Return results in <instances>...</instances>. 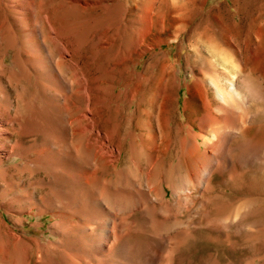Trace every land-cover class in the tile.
Masks as SVG:
<instances>
[{
  "label": "rangeland",
  "instance_id": "1",
  "mask_svg": "<svg viewBox=\"0 0 264 264\" xmlns=\"http://www.w3.org/2000/svg\"><path fill=\"white\" fill-rule=\"evenodd\" d=\"M201 32L240 48L259 98L246 99L245 122L226 151L216 152L205 187L189 186L186 199L168 190L179 210L167 202L157 211L160 200L146 207L140 188L156 189L147 182L154 173L164 184L173 181L178 126L186 131L195 117L188 99L198 90V67L191 55ZM158 74L180 88L171 143L167 153L155 151L152 168L140 148L148 133L144 110L152 111L160 135L154 91L139 110L137 103ZM0 131V264H64L67 246L86 244L60 224L80 215L67 199L68 182L79 176L86 205L123 191L132 197L124 213H102L131 219L124 233L135 258L167 215L180 224L172 264H264V0H0ZM108 144L121 149L115 165L103 154ZM169 252L164 244L155 264H165Z\"/></svg>",
  "mask_w": 264,
  "mask_h": 264
},
{
  "label": "bare ground",
  "instance_id": "2",
  "mask_svg": "<svg viewBox=\"0 0 264 264\" xmlns=\"http://www.w3.org/2000/svg\"><path fill=\"white\" fill-rule=\"evenodd\" d=\"M182 5L184 4H181V6L179 5L178 10L182 8ZM204 28L206 29V27ZM215 32H217L216 29ZM202 33L204 32H201V36L197 38V41L194 44L195 46L193 49V54L191 55L193 63H195V65L198 67L197 76L195 77V82L197 83L196 85L198 86V90L194 95H192L191 99H188L189 103L190 100L192 101V109L190 107L185 109V111L191 109V114L195 115V117L194 119L189 121L191 125H189L190 127L186 131H184L185 133L183 132V129L184 127H187V125L179 124L178 126V132L180 133V136L178 134V151L180 152V159L175 166L172 164L174 166L172 174L173 181L172 183L169 181L164 184L163 182H160L158 174L154 173L153 175H149V178H151L150 176L152 175L153 179H148L147 182L150 184L156 183V189H152L153 186H150L149 184H146L144 187L140 188L139 201L144 202V205H146V207L152 204L153 201L158 202L160 200V203H158L156 207L157 211L159 209L166 210L168 206L167 204L171 203L169 200L170 198L168 199L167 195L168 190H170L171 194L175 196V199H178L182 195L183 198H185L184 195L189 190V186L200 187L201 185H203L205 187V185L208 183H206L207 178L215 163L217 162L216 152L220 151L218 150L220 148L221 150L225 148L229 136L232 135L233 132L240 131L245 122L243 117V106L246 103V99L251 98L253 100H256L257 98H259L257 89L254 88L256 87L253 83L254 80L252 81L253 78L250 75V71L252 69H249V73H245L247 61L244 59L243 52L240 50V48L238 46L230 44L226 40L222 39V41H220L219 39L215 38L212 33ZM54 39L58 42L57 38ZM58 43L61 51H63L64 53L68 52L67 48L63 44H61L60 42ZM159 44L160 43H157V45ZM245 47H247V45ZM165 68L166 66H163L161 69L165 70ZM164 73L165 72H163V74ZM158 75L159 76L155 77L153 81L152 77V79L150 80L152 81L150 82L151 86H148V89L142 92L139 103H137L139 110L146 95L152 90L154 91V106L157 110V115L153 119H156L155 125L157 126L160 135L157 134L158 132L155 133L156 131L153 126V120L151 119L152 111L150 112L144 110L143 116L146 117L144 124L147 127L148 133L145 134V137L142 136L144 138V143H141V153L139 152L141 155H146L147 160L152 168L155 167L153 166V163V165L151 164L153 158H155L156 161L158 160L157 158H160L159 156H157L158 154L155 155V151L163 150L165 151V153H167L166 151H168L167 149L169 148V145L171 143L169 133V130L172 127L170 122V114L173 109L177 107L175 105L179 101L177 97V91L180 88L179 86H175L174 88H172L174 84L169 82V80L171 79L167 80L166 78L167 81H165L163 79L165 76L163 77L161 74ZM174 78L176 79V77ZM77 82L79 83V86H81V88H84V96L89 98L86 87L84 85L85 79L79 78ZM166 84H169L172 89L169 90V86V89H167ZM87 100L89 101V99ZM200 109L203 111V113L201 116H197ZM196 126L198 128V131L195 130ZM0 133H2V131H0ZM98 134H101V132H98ZM149 140L152 142V145L151 142H148ZM102 144H104V142H102ZM135 150L131 151L132 157L140 159V155ZM224 151L226 150L224 149ZM103 152L104 156L107 157L112 165H115L117 163L121 155V149L119 146L114 147L110 146L109 144L108 146L104 147ZM199 159L203 160V162L201 163L202 165H199L200 167L196 168L195 166L193 167L192 162ZM181 169L184 171V173H180ZM79 181L80 176L76 178L74 177V180L68 182L71 186V188L69 187V189L73 190L67 198L72 206L78 207V212L80 213V215L78 216V220L73 221L72 219L66 218L65 220L60 222V224H64L63 226H61L63 232H72L74 235H78L79 238L83 239V241L86 240V244L78 247L67 246L65 249V259L63 260L64 264H155L160 249L164 244L167 245L170 249V256H168L165 264H172L173 247L171 246L175 243L178 244L176 238L181 236L178 233L180 236L177 234V237L175 232L179 224L178 221H176L178 224H176L175 222L172 223L173 221L170 220L171 218L167 217L169 218V220L166 219L167 215L164 216L165 219H163V221L160 219L161 225L156 228L154 234H151L148 238L149 240H147V249L144 250L143 254H140V257L135 258L130 253L132 247L128 243L129 237L125 236V231L127 230V227H129L128 225H131L132 223L131 219H129V217H127L126 215L118 216L117 214L116 216L112 215L111 212L102 213L103 209H114L113 211L118 210V212L124 213L127 209L132 207V204H134V202L132 203L130 199L132 197H129L130 195H128V193L127 195H125L124 191H120L122 192V194H115V198H106L105 196V199H103L102 201H98L95 198L92 199L89 205H86V201H88L89 203V200L83 197V193L81 194L79 191L80 189H76V185H79L80 183ZM83 186L77 188H84ZM106 187L108 188V186ZM112 192L114 191L112 190ZM120 192L118 191L116 193ZM153 192L157 200L153 198ZM105 194L110 196L109 191ZM139 201L138 203H140ZM152 206L153 205H151V207ZM170 206L173 207V210H179L178 205L176 204L171 203ZM156 220H158V218ZM156 220L154 221L156 222ZM156 223H158V221ZM155 226L156 225H154V227ZM166 240L168 241V243ZM58 242L55 243L57 244Z\"/></svg>",
  "mask_w": 264,
  "mask_h": 264
}]
</instances>
